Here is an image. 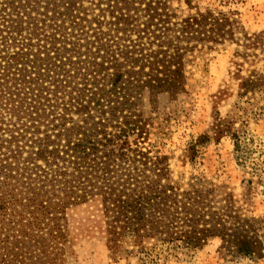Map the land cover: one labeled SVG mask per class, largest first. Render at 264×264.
<instances>
[{"label":"trees","instance_id":"1","mask_svg":"<svg viewBox=\"0 0 264 264\" xmlns=\"http://www.w3.org/2000/svg\"><path fill=\"white\" fill-rule=\"evenodd\" d=\"M113 1L110 19L101 6L100 14L89 17L84 5L66 3L63 15L72 34L80 31L78 42H68L57 24L62 38L46 32L42 38L36 24L18 50L6 55L0 49V76L9 77L16 65L13 79L32 85L19 103L16 89L0 97L11 116L0 119V264H63L62 214L96 196L111 241L157 237L194 247L222 236L241 254L257 253L249 220L228 206L210 209L202 190L180 194L163 183V159L142 146L146 126L135 109L145 90H183V50L192 41L222 40L230 32L229 19L208 11L174 20L162 0ZM0 7V22L21 31L24 17L14 1ZM80 39L87 41L85 49ZM69 51L78 59L65 58ZM28 65L33 75L27 76Z\"/></svg>","mask_w":264,"mask_h":264},{"label":"rangeland","instance_id":"2","mask_svg":"<svg viewBox=\"0 0 264 264\" xmlns=\"http://www.w3.org/2000/svg\"><path fill=\"white\" fill-rule=\"evenodd\" d=\"M9 1H14L24 20L21 31L0 22L3 54L18 50L22 38L33 32L36 24L42 38L44 32L56 33L59 38L66 34L68 42H78L75 35L80 31L72 34L70 20L63 15L66 3L73 0H0V4ZM74 1L75 8L84 5L87 16L100 14L101 6L106 10L105 18L110 19L113 0ZM162 1L174 20L208 11L225 16L230 32L217 42L192 41V47L183 50L185 85L179 93L143 92L135 108L146 126L142 146L163 159V183L180 194L202 190L208 193L210 209L218 211L228 206L241 219L249 220L259 240L258 252L241 254L222 236L209 237L194 247L157 237L111 241L102 199L96 196L71 205L62 214L63 264H264V0ZM6 8L17 19L14 8ZM141 14L145 20V14ZM54 24L63 25L62 35ZM102 27L106 30L109 26ZM79 42L85 49L87 41ZM33 48L37 51V46ZM63 56L79 57L72 51ZM18 65L23 67V63ZM29 65L27 76L35 72ZM15 68L13 65L6 73L9 77L0 76V97H5L2 95L8 88L16 89L19 103L32 85L13 79L18 74ZM2 115L7 120L11 117L5 106L0 107V119Z\"/></svg>","mask_w":264,"mask_h":264}]
</instances>
